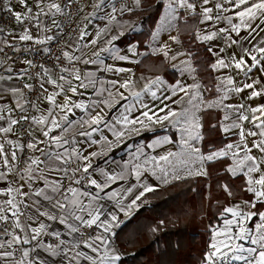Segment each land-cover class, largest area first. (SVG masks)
<instances>
[{
  "label": "snow or ice",
  "instance_id": "snow-or-ice-1",
  "mask_svg": "<svg viewBox=\"0 0 264 264\" xmlns=\"http://www.w3.org/2000/svg\"><path fill=\"white\" fill-rule=\"evenodd\" d=\"M73 2L66 0L62 7L56 0H34L33 7L28 0H18L22 12L14 9L11 0L0 2V11L8 14L9 22L23 29L17 34L0 27V53L5 48L20 53L17 39L38 45L53 41L52 35L34 37L32 29L51 31L42 17L51 18L59 28L55 16L65 15ZM157 2L163 15L151 33L145 55L161 56L178 71L181 79L173 84L160 75L134 79L130 69L105 65L100 56L109 51L106 46L89 59L62 50L61 56L71 66L59 65L61 56H57L58 70L26 60L27 67L13 74L12 66L7 64L12 58L0 59V264H118L121 254L113 246L115 230L126 227L134 213L148 203L147 194L175 181L207 176L206 165L220 160L229 161L224 172L231 178H242V191L251 194L252 199L222 209L221 222L211 227L200 264H264V0ZM132 3L141 9L144 0ZM91 7L94 10L85 19L95 17L109 4L97 0ZM79 11L83 12V7ZM125 11L132 12L133 8L113 4L100 17L107 23L95 33L91 45L109 34L111 26L120 23L117 14ZM162 32L167 34L166 39H162ZM85 35L81 30L80 39ZM123 35V31L110 35L105 45H112ZM185 36L189 44L199 45L211 58L204 68L217 74L212 86L215 98L205 96L212 89L200 78V50L186 47ZM112 51L114 59L128 60L115 48ZM43 52L49 53L50 49L44 48ZM77 62L103 65L101 71L118 77L127 75L107 82L97 80L94 72L82 75L75 66ZM32 68L39 71L30 73ZM25 77L35 83H24ZM141 81L145 82L139 86ZM88 88L94 90L97 99L88 103L73 99L82 95L81 89ZM246 91L245 97L242 94ZM32 93L34 100L28 99ZM144 94H149L153 103H145L141 99ZM234 98L239 101L231 102ZM121 101L129 103L122 105L124 110L114 122L107 121L105 110ZM42 103L48 107L43 108ZM74 109L84 116L70 119ZM30 110L39 115H29ZM209 110L223 114L219 131L235 139L205 153L199 145L205 139L202 114ZM16 112L20 113L18 117ZM101 125L111 132L114 141L103 134ZM157 126L179 133V152L147 157L142 163L129 160L117 165L119 171L95 164L97 158L107 157L114 146H119L126 135L154 131ZM73 128L79 130L69 135ZM37 130L43 139L34 134ZM94 133H100L99 140L93 139ZM77 136L88 138L89 146L100 148L85 155L86 150L78 147ZM174 139L158 137L147 147L171 144ZM137 153L134 158L139 161L143 149L138 148ZM108 163L104 160L105 165ZM149 171L160 182L158 185L143 182L144 173ZM130 177L137 183L112 188ZM220 187L229 197L234 195L229 184ZM104 202H113L112 208ZM54 224L63 226L65 238L53 228ZM151 231L158 229L153 227ZM45 237L56 243H46ZM41 252L46 255L41 256Z\"/></svg>",
  "mask_w": 264,
  "mask_h": 264
},
{
  "label": "crops",
  "instance_id": "crops-1",
  "mask_svg": "<svg viewBox=\"0 0 264 264\" xmlns=\"http://www.w3.org/2000/svg\"><path fill=\"white\" fill-rule=\"evenodd\" d=\"M117 1L118 0H107L109 4V7L107 9L97 12L95 17H89L88 19H86L82 30L86 32L87 35H85L83 39H80V37L71 39L67 43L66 51H69L70 54H73V55H81L82 59H89V58H93L92 57L93 52L99 51L101 47L106 46L109 48V51L102 52L100 56V59L104 61V64L130 69L132 73H135L134 79L137 77H140L141 75L145 76L146 78L148 77L154 78L155 76L160 75L167 81L168 84H173L177 79H181L176 69L172 68L170 64L163 62V57L152 56L151 54L145 55V53L149 52L151 33L155 31L156 27L158 26L160 22V16L163 15V9L161 5L157 2V0H144V3L141 9H136L134 4L132 3V0H126L125 4H127L129 7H132L133 11L132 12L125 11L123 14L118 13L117 20L120 23L119 24L114 23L111 26V32L109 34L105 35L101 40H99L96 45H91V40L96 38L95 33H97L107 23L106 19H101L100 17L105 16L106 13L110 11V8L113 4L117 7ZM56 2L60 3L61 6L64 7V3L62 0H56ZM28 3H29V6L34 7V0H28ZM157 4L160 5V9L156 10V14L154 16L148 18V14L145 13V11L150 10ZM14 9L16 11H21V12L24 11V9L20 7L19 4L14 6ZM34 11H35V8H34ZM58 17H59V14L55 16V20L57 21V23H58ZM42 19L44 20L47 27L51 29V31H48V32H45L43 30L37 31L35 28H33L32 29L33 36L36 38H40V39H43L45 38V36H48V35L53 36L56 26L52 24L51 18L42 17ZM25 26H28V25H25ZM12 30H15L17 34L23 31V29L19 28L18 26H14L7 31H12ZM121 31L124 32L123 36H120V38L114 41L112 45H105V41L109 38L110 35L118 34ZM166 35H167L166 33L162 32L161 33L162 39H166ZM8 39L10 41L12 40L11 37H8ZM184 39H185L186 47L199 48V50L202 48L199 45L189 44L187 36H185ZM85 44L89 46L84 47ZM15 45L33 46V45H38V44H36L34 41L21 42L17 39L15 41ZM113 48H115L120 55L128 56V60L121 61L118 59H114L113 58L114 53L112 51ZM77 49H79V51H77ZM24 61H26L25 56L21 57L19 61L11 65L13 68V74L27 67V65L24 64ZM137 61H139V63H137ZM75 66L80 69L82 75L88 72H94L97 80H101L105 82H107L108 80L123 78L124 76L127 75V73H125V74H121V76L118 77L115 73L101 71L100 69L103 68V65H100V64L89 63L85 65L83 63L77 62ZM0 74H3V72L0 71ZM212 75H213V80L215 83V77L217 74L212 73ZM237 79L239 80L241 79V77H237ZM14 82L19 83V81H14ZM23 82L30 83L28 78H25ZM144 82L145 81H141L139 86H142ZM188 82L191 83L190 80ZM46 87H48L50 91L52 90L51 86L46 85ZM97 87H99V84L97 85ZM211 89H212L211 91L205 93V96L208 99L215 98L216 96L214 88L212 87ZM153 90H156V89L154 88ZM80 92L82 93V95L74 96L73 97L74 100L84 101L88 103L90 102V99H97V97H95L94 95V90L91 88L81 89ZM158 95H160V92H158ZM242 95L246 97L247 91L243 93ZM141 99L145 103H149V104L153 103L149 94H144ZM238 101H239V98H234L233 101L231 102L235 103ZM58 102H63L62 98H58ZM132 102L135 103V101H132ZM127 103H129V101H121L119 105L112 108L111 110L106 109L105 111L107 112V121L114 122L115 118H118L120 115V112L124 110L122 105L127 104ZM42 107L47 108L48 107L47 103H42ZM73 111L75 115L73 116L72 114H70V119H79L81 116H84V113L78 109H74ZM138 114L139 113H133V116L138 115ZM14 115L18 117L20 113L16 112ZM31 115H39V113L36 112L35 110H32ZM202 115H203V124H204L203 133H204L205 138L207 137L206 141L210 142V140H215L217 143L216 144L217 146L213 147V146L206 145V143H204L203 141L199 145L203 152L207 153L213 149L221 148L224 146V144L235 139V137L225 136L223 133L219 131L218 122L222 119V115H223L220 111L209 110L203 113ZM213 124L217 125L216 129L211 128V125ZM101 129L103 130V134L106 135L109 140L114 141V137L112 136L111 132L107 128H104V126L101 125ZM78 130L79 129L77 128H73L72 132L69 135L75 134ZM19 134L20 133L17 129V135ZM34 134L38 138L43 139V137L40 135L38 130ZM53 134H56V133H53ZM148 134H154V135H152L151 137L150 136L145 137ZM164 136L174 137L175 139L173 140V143L171 144H163L155 148L147 147L149 144H152L158 137H164ZM12 138L15 139V137H12ZM76 139L78 142V147L81 148L82 150H86L85 155H87L88 152L96 151L100 148V145L89 146L90 141L86 137L77 136ZM93 139L99 140L100 133H94ZM223 140H227V141L224 142L223 144L222 143ZM178 141H179V133L176 132L174 129L162 128V127L157 126L155 127L154 131L144 130V131H141L140 134L138 135L137 134H132L130 136L126 135L123 138V141L119 144V146H114L113 150L109 153L107 157L97 158L95 161V164L119 171L120 169L117 167V165L122 166L125 162L129 160H131L133 163H137V162L142 163L143 160L147 157L155 156L159 158V156L161 155H167L168 152H179L180 145ZM138 148L143 149V155L140 156L139 161H136L134 157L138 154L137 153ZM104 160H108L109 163L105 165ZM112 161H115V163H112ZM228 163H229L228 160H220V161L208 163L206 165L208 169L207 176L192 177L188 179H196L200 177L209 179L211 178V176H214V175L221 176L223 179L222 184L227 182L229 185L233 187V191H234V197L229 199L227 206H230L234 203H238L241 200L252 199L251 194H248L242 191V183H243L242 178H231L229 174L227 173L223 174L224 168L226 167ZM142 180L143 182L150 183L153 185H158L160 183L159 181L156 180L154 176L151 175L150 171L144 173ZM181 181H175L169 185L160 186L158 189L170 186L173 188V192L178 197L179 193L176 194L175 190H177L178 192V183ZM135 183L137 182L135 181L134 177H130L129 179L125 181H118L116 184L112 186V188H121V187L126 188L129 185H132ZM207 189H209V184L207 185ZM206 197L208 198V194L206 195ZM129 199H131V197H129ZM127 202L128 201H125V203ZM104 203L107 204L108 208H112L113 206V202H104ZM120 218L122 220L125 219L123 215H121ZM53 228L56 231H59L62 233V236H61L62 239L65 238L63 233L66 230L63 228V226L59 224H54ZM118 230L119 229H116L115 231L117 232ZM44 239L46 243H56V241L51 237H45ZM113 246L116 247L118 250V247L116 246L115 241H114ZM40 255L44 256L46 254L41 252Z\"/></svg>",
  "mask_w": 264,
  "mask_h": 264
},
{
  "label": "trees",
  "instance_id": "trees-1",
  "mask_svg": "<svg viewBox=\"0 0 264 264\" xmlns=\"http://www.w3.org/2000/svg\"><path fill=\"white\" fill-rule=\"evenodd\" d=\"M159 9L157 4L145 13L150 18ZM200 59V77L212 88V72L204 68L211 58L203 48ZM206 138V145L217 146L215 140L207 142ZM222 183V177L216 175L209 179H185L178 183V197L170 186L147 194L148 203L134 213L126 227L116 232L114 241L121 254L118 264H200L211 227L221 222L219 213L234 197L226 195L220 187ZM229 186L234 194L233 187ZM153 227L158 231L152 232Z\"/></svg>",
  "mask_w": 264,
  "mask_h": 264
},
{
  "label": "built area",
  "instance_id": "built-area-1",
  "mask_svg": "<svg viewBox=\"0 0 264 264\" xmlns=\"http://www.w3.org/2000/svg\"><path fill=\"white\" fill-rule=\"evenodd\" d=\"M64 6L66 4V0H62ZM126 0H118L117 7L120 8L123 4H125ZM3 2V0H0ZM13 7L18 5V0H11ZM96 3V0H74L71 4L70 8L65 15H59L58 24L59 28H55L53 36L55 39L43 45H33V46H25V45H16V47L22 49L20 53L14 52L10 48H5L3 53H0V59H7V57H11V60H7L8 65H13L17 61L21 59V57L25 56L26 60H32L35 64H44L46 67L58 70L57 62L55 58L57 56H61L62 50L66 51L67 43L74 38H79L81 35V30L85 23V17H88L89 13L93 11L91 7L92 4ZM83 7L84 11L80 12L79 9ZM17 26L15 23H10L8 20V14L4 11H0V27H4L7 30L12 27ZM0 47H3V44H0ZM49 48V53H44L43 49ZM59 65L63 66H71L68 65V62L63 59L59 61ZM2 71V70H0ZM39 71V68L30 69V73H34ZM27 78V77H25ZM30 83H35L34 80H30ZM27 91V90H25ZM46 94V93H45ZM28 99L34 100L35 93L29 94ZM32 114V110L28 113ZM19 133L20 129L17 128Z\"/></svg>",
  "mask_w": 264,
  "mask_h": 264
},
{
  "label": "rangeland",
  "instance_id": "rangeland-1",
  "mask_svg": "<svg viewBox=\"0 0 264 264\" xmlns=\"http://www.w3.org/2000/svg\"><path fill=\"white\" fill-rule=\"evenodd\" d=\"M176 194L178 193L177 190H175Z\"/></svg>",
  "mask_w": 264,
  "mask_h": 264
}]
</instances>
